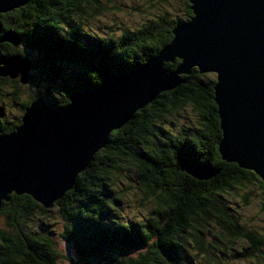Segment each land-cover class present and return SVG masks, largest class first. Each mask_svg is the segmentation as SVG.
<instances>
[{
    "label": "trees",
    "instance_id": "16d2710c",
    "mask_svg": "<svg viewBox=\"0 0 264 264\" xmlns=\"http://www.w3.org/2000/svg\"><path fill=\"white\" fill-rule=\"evenodd\" d=\"M181 1L183 19L165 13L135 30L120 27L121 35L114 26L106 37L82 32L79 20L105 12L101 0H31L2 14L3 30L22 38L18 48L2 44V53L30 59L32 69L26 86L0 77V106L10 103L19 112L13 121L0 122V135L14 131L36 99L62 107L72 94L101 85L103 73L136 70L153 60L172 42L176 25L193 17L190 1ZM179 64L177 59L165 67L173 71ZM206 76L193 69L182 76L187 84L161 94L112 132L72 190L55 203L63 220L61 238L71 247L75 264H232L241 259L264 264V226L260 233L242 226L227 198L240 197L247 206L251 193L246 188L258 185L264 191V183L222 159L217 76ZM187 109L193 117L183 115ZM193 164L217 174L196 179L186 171ZM133 170L135 179L129 175ZM122 177L126 189L141 192L130 200L145 210L141 219L118 214L117 205L128 192L117 189ZM52 208L28 195L2 203L0 216L7 227L0 228V264H60L66 259L51 237L27 226L36 213L48 215ZM132 252H138L135 258Z\"/></svg>",
    "mask_w": 264,
    "mask_h": 264
},
{
    "label": "water",
    "instance_id": "95a60500",
    "mask_svg": "<svg viewBox=\"0 0 264 264\" xmlns=\"http://www.w3.org/2000/svg\"><path fill=\"white\" fill-rule=\"evenodd\" d=\"M30 1L0 0V16ZM189 1L193 17L176 25L172 42L153 60L136 70L103 73L101 85L72 94L65 106L36 99L21 124L0 135V210L13 195H28L52 208L108 145L112 132L161 94L187 84L182 76L195 68L217 76L222 159L264 183V0ZM4 43L18 48L22 38L4 31L0 22V77L28 85L32 61L2 53ZM177 59L175 70L165 67ZM5 116L0 106V120ZM186 171L199 180L217 174L199 164Z\"/></svg>",
    "mask_w": 264,
    "mask_h": 264
},
{
    "label": "rangeland",
    "instance_id": "374dc122",
    "mask_svg": "<svg viewBox=\"0 0 264 264\" xmlns=\"http://www.w3.org/2000/svg\"><path fill=\"white\" fill-rule=\"evenodd\" d=\"M102 6H106L107 9L100 16L96 18L89 17H79L83 23L81 26L82 32L85 33H97L103 36H108L111 33L110 28L115 26V33L121 35L122 31L120 27L135 30L140 26L146 24L147 22L154 20L158 17H162L165 13L172 18L183 19L185 14L182 10L181 0H101ZM116 25L118 26L116 28ZM106 34V35H105ZM108 34V35H107ZM206 80H211L215 78L213 73L206 74ZM9 79V78H8ZM11 80V79H10ZM9 89V86H6ZM9 93V91H7ZM29 94V92H27ZM24 94L22 100L27 101L28 96ZM1 105V104H0ZM6 110V120L7 122L12 121L18 114V110L10 103L5 106ZM191 115L190 109H187V113L183 115ZM193 117V116H192ZM187 116L183 117L181 120L185 121ZM5 119V118H4ZM103 150V149H102ZM128 174V173H127ZM131 178L135 179L134 170L129 173ZM127 179L120 178L117 180V189L127 188ZM132 183V182H131ZM134 185V183H132ZM135 186V185H134ZM125 195V201L120 203L118 206V214L125 219L131 218L133 220L141 219L145 215V210L137 207L133 203L132 199L139 197L141 192L135 187L134 189L128 190ZM245 193L250 194V203L246 206L244 205L240 197H234L233 195H228L227 198L231 200L232 206L235 208V215L239 218L241 225L246 227L248 230H253L261 232L264 226V191L261 190L258 185H252L246 188ZM129 200V201H128ZM137 200V199H135ZM48 215L36 213L34 217L27 222V226H30V230H35V232L41 235L51 237L53 241L57 244L58 249L66 259H60V264H75L73 260L75 256L71 247L61 238V233L63 230V220L58 214L57 208H52ZM42 220L43 223L40 221ZM6 219L0 216V228H6ZM138 252H132L130 256L136 257ZM71 258V262L68 260ZM232 264H256L254 261L250 260H235Z\"/></svg>",
    "mask_w": 264,
    "mask_h": 264
},
{
    "label": "flooded vegetation",
    "instance_id": "af4514ba",
    "mask_svg": "<svg viewBox=\"0 0 264 264\" xmlns=\"http://www.w3.org/2000/svg\"><path fill=\"white\" fill-rule=\"evenodd\" d=\"M5 112H6V110H5ZM6 120V117H5V119H3V120H0V122H2V121H5Z\"/></svg>",
    "mask_w": 264,
    "mask_h": 264
}]
</instances>
